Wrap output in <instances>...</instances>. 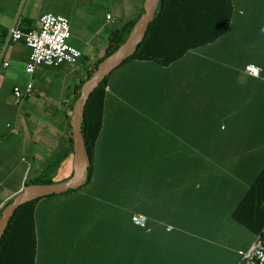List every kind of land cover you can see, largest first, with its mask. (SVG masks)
<instances>
[{
  "label": "crops",
  "instance_id": "obj_1",
  "mask_svg": "<svg viewBox=\"0 0 264 264\" xmlns=\"http://www.w3.org/2000/svg\"><path fill=\"white\" fill-rule=\"evenodd\" d=\"M232 3V21L217 39L170 63L128 58L107 80L93 153L100 178L94 201L122 209L129 178L126 207L179 229L178 249L165 254L169 264L174 256L178 264H247L238 250L256 238L231 214L264 169V79L245 71L248 64L264 71V0ZM145 4L0 0V214L29 180L45 174L57 183L72 175L77 86L105 54L111 32L142 16ZM45 13L69 19L68 43L82 56L75 65L31 74V48L6 36L12 27L39 28ZM28 83L32 93L17 100L14 87ZM50 224L38 222L44 238L42 227Z\"/></svg>",
  "mask_w": 264,
  "mask_h": 264
},
{
  "label": "trees",
  "instance_id": "obj_2",
  "mask_svg": "<svg viewBox=\"0 0 264 264\" xmlns=\"http://www.w3.org/2000/svg\"><path fill=\"white\" fill-rule=\"evenodd\" d=\"M233 14L232 0H161L143 42L130 58L156 59L163 63H170L184 56L191 49L208 44L224 34L232 21ZM139 18L111 32L105 54L77 86V99L84 82L91 77L107 56L120 47ZM107 80L108 77L90 97L82 123L86 149L91 159L85 185L91 183L93 179V153L102 124ZM129 180L128 178L122 185L120 196L123 207L116 212L111 208H99L94 200H98L100 196L94 191V193H79L77 192L79 189L69 191V193L76 192L73 195L76 199L85 197L89 204L78 208V212L74 214V220L67 224L84 226L85 232L92 227L89 232L94 231V235L98 231L99 235L101 233L106 235L107 240L104 243L107 245V253L116 251L109 258L112 264H169L165 254L168 249H178L179 229L172 226V229L168 231L167 227L170 225L152 223L145 209L126 207L133 196V187ZM40 183H52V181L42 174L29 180L27 185ZM38 199L22 205L15 212L0 244V264H36L38 252L36 203ZM135 214H143L147 217L145 226L133 222L132 217ZM231 216L238 224L246 227L256 236L264 235V169L255 178ZM73 233L74 230L70 231L66 228L62 234L72 237L74 242L76 238L80 239L77 241H81V235L77 236ZM101 261L104 262L105 258H101ZM177 262L178 257L174 256L170 264H178Z\"/></svg>",
  "mask_w": 264,
  "mask_h": 264
},
{
  "label": "water",
  "instance_id": "obj_3",
  "mask_svg": "<svg viewBox=\"0 0 264 264\" xmlns=\"http://www.w3.org/2000/svg\"><path fill=\"white\" fill-rule=\"evenodd\" d=\"M161 0H146L144 13L139 18L132 31L120 47L107 56L94 71L91 77L84 82L80 96L74 106L71 119L72 136L74 140L73 173L67 179L57 183L30 184L10 202L0 214V244L15 212L22 205L38 198L62 195L71 190L83 187L89 175L91 159L86 149L82 132V123L86 105L95 89L121 64L137 51L143 42L150 24L153 22L155 12Z\"/></svg>",
  "mask_w": 264,
  "mask_h": 264
},
{
  "label": "rangeland",
  "instance_id": "obj_4",
  "mask_svg": "<svg viewBox=\"0 0 264 264\" xmlns=\"http://www.w3.org/2000/svg\"><path fill=\"white\" fill-rule=\"evenodd\" d=\"M93 177L91 183L84 185L77 192H98L97 188L100 178L96 169H94ZM74 194L76 192L46 196L38 199L36 203L37 222L42 219L44 223L53 221L54 224L42 227L44 234H49V237L46 238H44L46 235L41 234L40 226H38L39 243L36 264H103L101 257L98 255L104 253V249L107 250V245L104 243L107 240L106 235L102 233V235H99V231L96 235H94V231H90L93 232L91 234L89 230H92V227L85 232L84 226L67 224V222L74 220V214L78 212V208L89 204L84 199L85 197L83 199H76L73 196ZM66 228L70 229V231L74 230L73 235H81V241H77L80 239L76 238L74 242L72 237H67L62 234ZM85 228L87 229V226ZM41 238L44 239L41 240ZM101 241H103L102 244ZM52 247L54 249L50 251ZM106 260L109 262L110 259L105 258Z\"/></svg>",
  "mask_w": 264,
  "mask_h": 264
},
{
  "label": "built area",
  "instance_id": "obj_5",
  "mask_svg": "<svg viewBox=\"0 0 264 264\" xmlns=\"http://www.w3.org/2000/svg\"><path fill=\"white\" fill-rule=\"evenodd\" d=\"M69 37V19L56 13H45L40 18L39 28L22 30L12 27L7 33L6 40L23 41L31 48L26 71L32 74L41 66L56 67L62 64H77L82 52L68 43ZM245 71L264 79V71L254 64L246 65ZM32 91V83H28L25 87L15 86L13 89L17 100L30 96ZM15 132L17 131L15 130ZM132 220L137 225L145 226L147 217L143 214H135ZM171 229L172 226L167 227L168 231ZM238 254L247 264H264V235H257L251 246L238 250Z\"/></svg>",
  "mask_w": 264,
  "mask_h": 264
}]
</instances>
